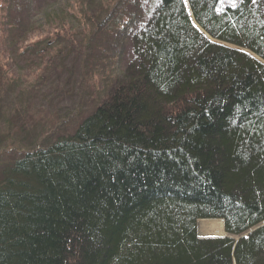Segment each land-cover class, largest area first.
Masks as SVG:
<instances>
[{
	"label": "trees",
	"instance_id": "obj_1",
	"mask_svg": "<svg viewBox=\"0 0 264 264\" xmlns=\"http://www.w3.org/2000/svg\"><path fill=\"white\" fill-rule=\"evenodd\" d=\"M223 1L187 0L208 40L182 0H0V264H264V224L196 234L264 221V0ZM124 39L71 131L33 119L35 70Z\"/></svg>",
	"mask_w": 264,
	"mask_h": 264
},
{
	"label": "rangeland",
	"instance_id": "obj_2",
	"mask_svg": "<svg viewBox=\"0 0 264 264\" xmlns=\"http://www.w3.org/2000/svg\"><path fill=\"white\" fill-rule=\"evenodd\" d=\"M61 1L64 0H56L55 2L45 0V4L41 6L49 5L48 8H52L55 7L56 5L58 6ZM230 1L232 3L234 0H230ZM223 2L225 4H231L229 0H224ZM92 5L93 3L91 4V8H94ZM42 10L43 9H41L40 11L42 12ZM45 10H50V9H45ZM132 10H136V9H132ZM128 11L131 12V6L129 7ZM79 23L80 21L78 22L73 20L72 25L76 27ZM37 36L38 38L43 37L42 34ZM37 36L30 38L31 41L36 40ZM110 47L111 48L109 50L108 45H106L107 54L103 56V58L105 59V65L104 64H101L100 66L96 65L94 57L92 60V57L88 55H84L81 52H78L76 55L68 54L66 56H62L53 60L52 65H50L51 68L49 65L48 68L45 67V65H43L41 69L35 70L33 76L31 77L32 80H35L36 76H38L39 73L42 72V68H45V76L44 78L39 79L41 82L39 86L40 87L39 90L34 89L33 92L27 93V98L25 103L31 100L30 103L32 102L34 103L33 107L34 110H36L33 113L34 115L33 119H36L35 115H37L40 111L48 110L49 114L51 113V116L55 114V116L52 117L53 121L51 125H52V129L56 131V134L63 129H65L64 131H71L72 130L71 126L75 122L74 120H72L74 113L76 111H81L83 113L88 112L94 106V100L91 95V90L94 84L92 83L91 80L95 79L96 75L95 73H93L91 78V73L93 71L95 72L97 71L98 74L104 75L105 72L108 71V69L112 70L113 73H115V71L118 73L120 72L121 68H123L124 65H126L132 58L129 43H127L125 39L122 40L118 44V46L117 43H115L114 45L111 44ZM114 48L115 50L113 51ZM30 53H31L30 58L33 59V57H35L34 55L35 52L32 50ZM20 65L23 66V64ZM28 69L29 68H26L25 70ZM83 79L84 81H82ZM3 98H4V104L6 105V108L8 110H12V108H14L16 103H18L17 95H12L11 93H5ZM20 99L23 101L25 100V98L23 97H20ZM60 126L61 128H56ZM37 127L38 124L36 125L35 128ZM38 131L39 129H35V132H33L30 136L37 134ZM1 133H3L2 130H0V134ZM25 134H23L22 136H25ZM30 144L34 145V141L31 140ZM196 232L200 238L227 236L226 233L222 235H214V236L207 235L200 232L198 228Z\"/></svg>",
	"mask_w": 264,
	"mask_h": 264
},
{
	"label": "bare ground",
	"instance_id": "obj_3",
	"mask_svg": "<svg viewBox=\"0 0 264 264\" xmlns=\"http://www.w3.org/2000/svg\"><path fill=\"white\" fill-rule=\"evenodd\" d=\"M187 10L190 14L188 7ZM197 228L199 229L200 232L212 236L222 235L225 233L223 228V223L221 220H198Z\"/></svg>",
	"mask_w": 264,
	"mask_h": 264
},
{
	"label": "water",
	"instance_id": "obj_4",
	"mask_svg": "<svg viewBox=\"0 0 264 264\" xmlns=\"http://www.w3.org/2000/svg\"><path fill=\"white\" fill-rule=\"evenodd\" d=\"M191 23L195 26V24H194L192 21H191ZM195 28H197V27L195 26ZM197 30H198L203 36L206 37V34H205L201 29L197 28ZM261 63H262V62H261ZM263 224H264V221L261 222V223H259V224H257L256 227H253V228L249 229L247 232H250V231L254 230L255 228H257V227H259V226H261V225H263ZM244 235H245V234H244ZM244 235L242 234V235H240V236H244ZM240 236L236 237L235 240H237L238 238H240Z\"/></svg>",
	"mask_w": 264,
	"mask_h": 264
},
{
	"label": "snow or ice",
	"instance_id": "obj_5",
	"mask_svg": "<svg viewBox=\"0 0 264 264\" xmlns=\"http://www.w3.org/2000/svg\"><path fill=\"white\" fill-rule=\"evenodd\" d=\"M253 3H255V0H252Z\"/></svg>",
	"mask_w": 264,
	"mask_h": 264
}]
</instances>
